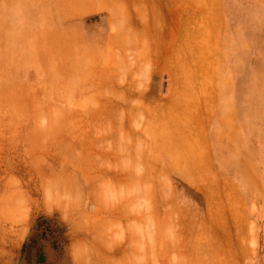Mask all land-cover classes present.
Listing matches in <instances>:
<instances>
[{
	"label": "rangeland",
	"instance_id": "1",
	"mask_svg": "<svg viewBox=\"0 0 264 264\" xmlns=\"http://www.w3.org/2000/svg\"><path fill=\"white\" fill-rule=\"evenodd\" d=\"M149 262L264 264V0H0V264Z\"/></svg>",
	"mask_w": 264,
	"mask_h": 264
},
{
	"label": "crops",
	"instance_id": "2",
	"mask_svg": "<svg viewBox=\"0 0 264 264\" xmlns=\"http://www.w3.org/2000/svg\"><path fill=\"white\" fill-rule=\"evenodd\" d=\"M218 201L219 202H221V203H229L230 202V199H229V197H228V195H225V194H221L219 197H218ZM222 209H224V211L226 212V215H228L229 213H230V211L228 210V205L226 204V205H224V207H221ZM220 208V209H221ZM220 209H219V214H218V216L217 217H219L218 218V222H215V225H214V227L215 228H217L216 230H215V234L217 233V231L220 229V228H226L227 229V231H230V229H231V225L229 224V222H224V223H221L220 222V218H222L221 216H223L224 215V211H220ZM221 209V210H222ZM220 231V230H219ZM218 239V241H219V238H217ZM246 250V249H245ZM244 250V251H245ZM247 256V254L245 253V257ZM149 264H152L151 262H149ZM161 264H167V263H165V262H163V263H161Z\"/></svg>",
	"mask_w": 264,
	"mask_h": 264
},
{
	"label": "bare ground",
	"instance_id": "3",
	"mask_svg": "<svg viewBox=\"0 0 264 264\" xmlns=\"http://www.w3.org/2000/svg\"><path fill=\"white\" fill-rule=\"evenodd\" d=\"M110 8H111V7H110ZM114 12H115V11H114ZM113 14H114V13H113ZM121 18H122V17H121ZM116 19H117V18H116ZM110 22H111V21H110ZM117 22H118V21H117ZM117 22H116V23H117ZM119 22H120V21H119ZM220 22H221V21H220ZM204 28H205V27H204ZM207 29H208V28H207ZM208 32H209V31H208ZM120 34H121V33H120ZM129 36H130V35H129ZM119 37H120V36H119ZM127 41H128V40H127ZM130 41H132V40H130ZM132 43H133V42H132ZM59 48H60V47H59ZM67 50H68V49H67ZM63 60H64V59H63ZM63 60H62V61H63ZM175 157H176V156H175ZM181 161H182V160H181Z\"/></svg>",
	"mask_w": 264,
	"mask_h": 264
}]
</instances>
